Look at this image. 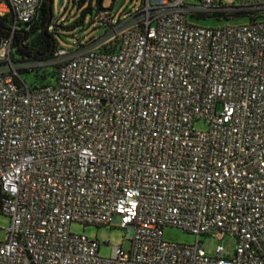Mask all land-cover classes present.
<instances>
[{"label":"built area","instance_id":"built-area-1","mask_svg":"<svg viewBox=\"0 0 264 264\" xmlns=\"http://www.w3.org/2000/svg\"><path fill=\"white\" fill-rule=\"evenodd\" d=\"M142 0L104 35L46 63L0 45V264H264V21L203 28L189 17L264 0ZM40 0H0L12 31ZM56 68L32 88L20 69ZM203 122L206 130H197ZM78 223L120 228L99 256ZM174 227L194 235L163 239ZM235 238L232 255L200 236Z\"/></svg>","mask_w":264,"mask_h":264},{"label":"rangeland","instance_id":"rangeland-1","mask_svg":"<svg viewBox=\"0 0 264 264\" xmlns=\"http://www.w3.org/2000/svg\"><path fill=\"white\" fill-rule=\"evenodd\" d=\"M223 5L233 6L236 5L235 0H221ZM142 0H102V7L108 9L115 16V19L124 16L129 11H134L140 7ZM91 7L92 10L96 9L97 1L91 0L86 2L82 7H79L73 0H62L59 4V0H53V14L56 19L59 28V34L55 35L57 42V49H64L72 51L79 44H85L92 38H99L104 35L106 27L99 23L92 22L91 14L86 11L85 16L82 19L83 11ZM81 19L83 20L81 22ZM189 23L203 28H221L226 25L238 26L248 22L246 19H238L231 22L224 20H218L213 16H207L204 18L189 17ZM53 72L52 68H49L47 73ZM42 73V72H41ZM40 73V74H41ZM22 79L27 83L29 87L33 84L40 83L35 79L33 74H21ZM49 81L50 79L47 78ZM197 130H206L207 125L203 122H197L195 124ZM9 225V218L0 214V242L6 240L5 229ZM71 231L76 234L84 235L89 239L97 240L100 244L99 256L103 258H109L112 252V248L115 246H123V249L129 248V242L126 240V231L120 228L111 227H96L88 226L83 230V226L78 223L71 225ZM163 239L168 242L178 243L182 245H191L195 243L196 237L191 234L182 232L174 227H166L163 229ZM199 241L203 243L204 250L207 255H213L217 246H222L228 255H232L235 249L236 241L234 237L225 236L221 240H217L210 236H200Z\"/></svg>","mask_w":264,"mask_h":264},{"label":"trees","instance_id":"trees-1","mask_svg":"<svg viewBox=\"0 0 264 264\" xmlns=\"http://www.w3.org/2000/svg\"><path fill=\"white\" fill-rule=\"evenodd\" d=\"M97 1L95 10H92L90 5L87 10L83 11L82 19L86 11L91 14L92 22H94V14L98 11L108 10L102 7V2ZM79 7H82L86 2L91 0H73ZM53 0H40L33 18L21 25H17L12 31L13 19L10 14L5 16L0 15V45L1 43L12 37L14 49L13 61L17 64H25L28 62H43L46 63L51 59L54 52L57 50V42L55 35L59 34V27L53 14ZM213 16L218 20L231 22L238 19H246V23H255L264 21V8L254 9L250 11H214L203 15L194 16L195 18H204ZM81 19V22L83 21ZM52 68L53 72L47 73L48 69ZM21 74H33L40 83L33 84L32 88L43 87L53 84L56 80V68L42 66L32 70L20 69ZM42 72V73H41ZM41 73V74H40ZM49 78L50 81L47 79Z\"/></svg>","mask_w":264,"mask_h":264},{"label":"water","instance_id":"water-1","mask_svg":"<svg viewBox=\"0 0 264 264\" xmlns=\"http://www.w3.org/2000/svg\"><path fill=\"white\" fill-rule=\"evenodd\" d=\"M62 0H59V4H61ZM102 0H100V4H101ZM248 8H245V7H235L233 8V11H247Z\"/></svg>","mask_w":264,"mask_h":264}]
</instances>
